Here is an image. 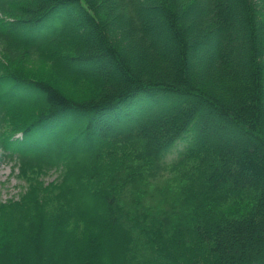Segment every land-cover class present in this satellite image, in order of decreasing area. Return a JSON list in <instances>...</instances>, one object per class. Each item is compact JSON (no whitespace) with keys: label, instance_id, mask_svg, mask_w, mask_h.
Here are the masks:
<instances>
[{"label":"trees","instance_id":"trees-1","mask_svg":"<svg viewBox=\"0 0 264 264\" xmlns=\"http://www.w3.org/2000/svg\"><path fill=\"white\" fill-rule=\"evenodd\" d=\"M0 156V264H264V0H0Z\"/></svg>","mask_w":264,"mask_h":264},{"label":"rangeland","instance_id":"rangeland-1","mask_svg":"<svg viewBox=\"0 0 264 264\" xmlns=\"http://www.w3.org/2000/svg\"><path fill=\"white\" fill-rule=\"evenodd\" d=\"M179 148L178 144L173 148L175 152ZM173 155L169 156L171 159ZM57 174H50L47 176L48 180H53L56 178ZM20 191L19 180L13 174L12 164H10L7 159L0 156V192L3 199L10 198L12 196H17Z\"/></svg>","mask_w":264,"mask_h":264}]
</instances>
